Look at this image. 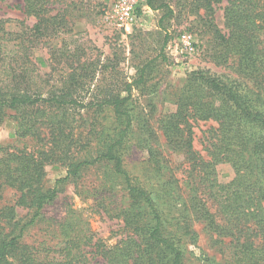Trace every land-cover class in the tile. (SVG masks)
<instances>
[{
    "label": "trees",
    "instance_id": "trees-1",
    "mask_svg": "<svg viewBox=\"0 0 264 264\" xmlns=\"http://www.w3.org/2000/svg\"><path fill=\"white\" fill-rule=\"evenodd\" d=\"M144 5L163 12L160 35L167 19L194 16L218 64L237 77L205 69L190 74L174 94L176 110L161 118L172 152L183 161L172 160L171 167L151 148L149 172L143 175L125 164L138 110L133 91L139 97L155 92L158 56L136 65L128 80L113 59L81 61L76 49H56V62L64 59L66 65L52 83L51 75H41L32 52L67 30L68 6L64 14L52 15L51 0H23L25 14L36 23H22L15 33L0 20V126L10 120L19 142L0 145V201L5 190L15 192L13 203L0 205V264H186L188 242L198 243L194 222L205 223L223 264H264V0H178L176 8L169 0H145ZM141 8L139 3L137 17ZM168 43L165 33L163 50ZM160 56L168 62L164 52ZM140 123L152 138L148 117ZM200 126L208 158L196 149ZM57 163L67 175L48 189L45 168ZM219 164L232 166L231 182H219ZM93 170L100 174L99 187L78 194L96 197L92 210L122 219L128 235L112 247L94 241L88 220L72 206L61 219L45 216L61 186L79 183ZM119 186L128 203L111 207ZM19 208L28 210L26 217H19ZM201 260L213 261L204 254Z\"/></svg>",
    "mask_w": 264,
    "mask_h": 264
},
{
    "label": "rangeland",
    "instance_id": "rangeland-1",
    "mask_svg": "<svg viewBox=\"0 0 264 264\" xmlns=\"http://www.w3.org/2000/svg\"><path fill=\"white\" fill-rule=\"evenodd\" d=\"M145 0H140L142 10L136 22L129 29V32L120 30L112 18V9L116 0H51L52 15L64 14V9L68 6L67 30L62 28L57 37L50 39L47 43L42 42L39 47L32 52V60L40 69L41 75H51L54 80L59 79L64 67L65 60L60 61V65L55 57L56 49L78 50L81 61L100 59L106 62L113 59L119 63L120 71L128 80L135 73V66L144 61L158 56L156 62V84L155 92L149 91L143 97H139L136 90L133 91L138 105V110L134 113L135 134L132 140V149L125 158L126 169L133 174L143 175L148 173L147 165L150 160V150H157L169 165L172 167V160L179 164L183 161V155L172 152V145H169L161 129V118L176 110L174 94L176 90L182 88L190 74L201 69L211 70L218 75H229L236 78L237 74L231 67L219 65V60L213 56V51L206 43V36L202 35L201 28L194 16L186 18L185 13L181 16L166 20V32H161L158 22L163 15L162 11H153L144 5ZM183 1V0H182ZM178 0H169L171 7L176 8ZM23 0H0V20L7 21L6 29L9 32H19L22 23L33 27L36 23L34 17L27 16L22 8ZM218 25L224 27L223 11L219 10L216 15ZM165 33L168 35L169 43L165 46L163 42ZM189 34L193 38V51L187 54L182 51L183 44L181 37ZM171 37V39H170ZM176 43H179L178 48ZM170 46H172L170 48ZM168 62H161V53ZM56 67L58 69H56ZM85 113L82 111V114ZM148 117L153 136L148 139L147 134L142 132L141 121ZM98 128V126H97ZM205 127L200 126L196 129L195 145L205 158H208L207 141L204 138ZM13 123L6 120L0 126V145H19L16 138L12 137ZM83 156V155H82ZM101 170V169H100ZM46 188L56 186L58 179L67 175V168L59 163L48 165L45 168ZM103 173L104 171L101 170ZM216 174L220 183L227 184L235 177V172L229 164H219L216 167ZM98 177L100 174L91 171L78 182H67L61 186V192L56 201L45 209V216L54 219H61L65 216L69 206L83 213L90 224L94 234V241L102 240L108 246H115L120 240L126 238L128 233L124 229V224L120 218H110L92 210L95 205V196L86 198L78 194L82 189L88 188L91 191L99 187ZM79 184V188L77 186ZM119 186V194L110 200L111 207L126 206L128 203L127 195ZM3 200L0 205L13 203L15 192L8 189L3 193ZM107 201V203H110ZM20 218L26 217L28 210L19 208L17 210ZM172 212V211H171ZM166 220L172 223V213L167 215ZM40 227V226H39ZM32 229V234H36L38 228ZM194 229L197 232L198 243L188 242L186 264H202V255H207L213 261L209 264H223L224 258L217 252V246L211 240V235L205 230V223L194 222ZM219 261V262H218Z\"/></svg>",
    "mask_w": 264,
    "mask_h": 264
},
{
    "label": "built area",
    "instance_id": "built-area-1",
    "mask_svg": "<svg viewBox=\"0 0 264 264\" xmlns=\"http://www.w3.org/2000/svg\"><path fill=\"white\" fill-rule=\"evenodd\" d=\"M139 3L140 0H116L112 9V18L118 29L129 32V29L137 20L136 9ZM180 41L183 44L182 51L187 54L192 53L194 47L192 36L184 34ZM178 44L176 43L177 48L179 46Z\"/></svg>",
    "mask_w": 264,
    "mask_h": 264
}]
</instances>
